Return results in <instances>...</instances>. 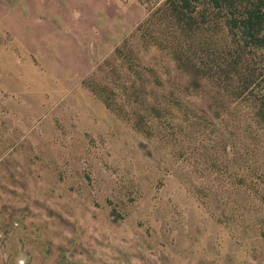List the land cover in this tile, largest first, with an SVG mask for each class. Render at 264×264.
Returning a JSON list of instances; mask_svg holds the SVG:
<instances>
[{"label":"rangeland","instance_id":"obj_1","mask_svg":"<svg viewBox=\"0 0 264 264\" xmlns=\"http://www.w3.org/2000/svg\"><path fill=\"white\" fill-rule=\"evenodd\" d=\"M162 0H0V264H264V124L143 45Z\"/></svg>","mask_w":264,"mask_h":264},{"label":"trees","instance_id":"obj_2","mask_svg":"<svg viewBox=\"0 0 264 264\" xmlns=\"http://www.w3.org/2000/svg\"><path fill=\"white\" fill-rule=\"evenodd\" d=\"M139 31L208 94L249 101L264 124V0L157 1Z\"/></svg>","mask_w":264,"mask_h":264}]
</instances>
